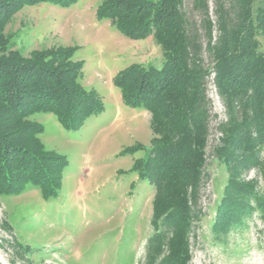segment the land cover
Here are the masks:
<instances>
[{
    "label": "trees",
    "instance_id": "trees-1",
    "mask_svg": "<svg viewBox=\"0 0 264 264\" xmlns=\"http://www.w3.org/2000/svg\"><path fill=\"white\" fill-rule=\"evenodd\" d=\"M75 1L0 0L1 197L35 187L48 199L52 190L61 189L57 182L67 158L46 149L40 138L43 125L32 114L56 113L66 129L77 130L92 124L103 109L96 91L78 81L83 61L74 58L73 48L34 50L26 57L5 34L11 18L26 6L48 2L70 7ZM215 3L216 23L208 0H193L200 27L188 16L185 0H104L98 7L99 16L124 35L153 37L163 51L161 68L133 65L119 72L115 82L126 104L144 106L151 114L152 152L137 162L136 171L154 189L151 221L156 235L149 248L169 245L170 255L162 261L171 258L173 264L187 255L184 237L200 218L212 122L207 90L213 74L228 111L227 120L219 124L217 160L230 170H250L264 147V0ZM201 26L210 66L202 58ZM241 183L235 182V188L243 187Z\"/></svg>",
    "mask_w": 264,
    "mask_h": 264
},
{
    "label": "rangeland",
    "instance_id": "rangeland-1",
    "mask_svg": "<svg viewBox=\"0 0 264 264\" xmlns=\"http://www.w3.org/2000/svg\"><path fill=\"white\" fill-rule=\"evenodd\" d=\"M103 2L30 5L6 26V36L26 57L34 50L73 48L74 58L83 61L78 81L96 91L103 109L92 124L77 130L66 129L56 113L32 114L43 125L40 138L46 149L65 156L68 164L57 182L61 189H51L48 199L35 187L22 195L0 196V264H173L171 258L162 261L170 255L169 245L149 248L156 235L154 189L136 171L137 162L152 152L151 114L144 106L126 104L115 82L119 72L133 65L161 68L163 51L153 37L131 39L101 18ZM208 2L216 23L215 0ZM185 10L200 27L193 0H185ZM202 29V58L210 66ZM260 44L264 51V36ZM207 92L212 122L200 218L184 237L188 253L179 264H264V147L259 164L247 171L230 170L217 160L219 124L228 111L214 74ZM235 182L243 187L235 188Z\"/></svg>",
    "mask_w": 264,
    "mask_h": 264
}]
</instances>
